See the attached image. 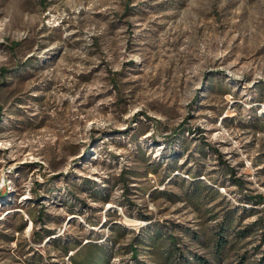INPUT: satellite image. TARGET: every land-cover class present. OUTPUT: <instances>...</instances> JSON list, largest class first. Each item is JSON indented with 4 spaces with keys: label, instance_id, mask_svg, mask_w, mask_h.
<instances>
[{
    "label": "rangeland",
    "instance_id": "1",
    "mask_svg": "<svg viewBox=\"0 0 264 264\" xmlns=\"http://www.w3.org/2000/svg\"><path fill=\"white\" fill-rule=\"evenodd\" d=\"M189 170L222 192L202 212L166 195ZM244 195L264 196V0H0V264L88 243L128 264L118 226L210 244L231 211L221 264H264Z\"/></svg>",
    "mask_w": 264,
    "mask_h": 264
},
{
    "label": "trees",
    "instance_id": "2",
    "mask_svg": "<svg viewBox=\"0 0 264 264\" xmlns=\"http://www.w3.org/2000/svg\"><path fill=\"white\" fill-rule=\"evenodd\" d=\"M173 153L166 154L167 165L170 166L168 178L170 177L174 181V184L179 186V180L173 176V170L178 166L175 164L176 162L173 164L170 160L173 159ZM227 172L230 177L235 174V170L228 167ZM188 176L191 178V181L183 179L181 182L184 189H186L183 195L177 192L166 193L172 202L176 203L179 199L183 198L186 202L192 204L197 212H202L205 206L212 205L222 195L218 187L206 184L202 180V177H205L202 173L189 170ZM232 181L235 185L241 188L244 187L242 181L238 179ZM154 195L153 193L150 194V196ZM243 197L246 203H254L255 205L264 203L263 195H255L253 197L244 195ZM224 218V221L218 224L217 230L213 232L214 236L210 244H205L199 235L192 233L189 228L180 225L166 228L168 229L166 231L161 225H156L149 229H140L138 232H132L124 226H118L115 228L118 237L113 242L119 245L120 239L127 235H134L131 243L122 248L125 255L131 256V261L128 264H221L225 260L227 249L230 248L229 237L234 230L233 224L235 223L236 214L231 211ZM35 221L38 222L37 220ZM180 236L191 237L192 241L185 243L180 239ZM194 243L203 244L209 257L201 256L194 252L191 247ZM63 250L67 256L70 251H76L69 257L72 264H112V260L115 257V254L104 243H88L87 246L81 248L76 244H63ZM143 256L145 259L151 260V263L142 260ZM241 264H243L242 260Z\"/></svg>",
    "mask_w": 264,
    "mask_h": 264
}]
</instances>
